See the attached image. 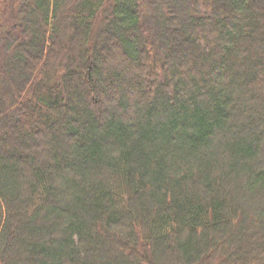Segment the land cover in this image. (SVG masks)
Segmentation results:
<instances>
[{"label":"trees","instance_id":"1","mask_svg":"<svg viewBox=\"0 0 264 264\" xmlns=\"http://www.w3.org/2000/svg\"><path fill=\"white\" fill-rule=\"evenodd\" d=\"M263 256L264 0H0V264Z\"/></svg>","mask_w":264,"mask_h":264},{"label":"rangeland","instance_id":"2","mask_svg":"<svg viewBox=\"0 0 264 264\" xmlns=\"http://www.w3.org/2000/svg\"><path fill=\"white\" fill-rule=\"evenodd\" d=\"M66 40V39H65ZM73 44H70L68 47H69V50L67 51V49L66 48H62V50H61V52H62V54H63V56L65 57V56H67L68 55V53H69V51L72 53L73 52V46H72ZM62 54H61V56H62ZM70 54V53H69ZM56 55H58V54H56ZM60 56V54H59V57H61ZM58 59V58H57ZM258 261L260 260V262H262V261H264V256L263 257H258V259H257Z\"/></svg>","mask_w":264,"mask_h":264}]
</instances>
